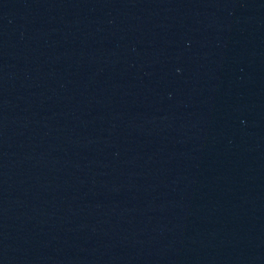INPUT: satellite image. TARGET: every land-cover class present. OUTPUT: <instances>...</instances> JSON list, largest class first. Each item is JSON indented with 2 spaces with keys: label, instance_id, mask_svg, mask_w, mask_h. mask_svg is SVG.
Wrapping results in <instances>:
<instances>
[{
  "label": "water",
  "instance_id": "water-1",
  "mask_svg": "<svg viewBox=\"0 0 264 264\" xmlns=\"http://www.w3.org/2000/svg\"><path fill=\"white\" fill-rule=\"evenodd\" d=\"M0 264H264V0H0Z\"/></svg>",
  "mask_w": 264,
  "mask_h": 264
}]
</instances>
